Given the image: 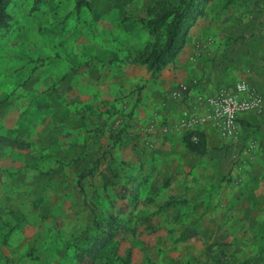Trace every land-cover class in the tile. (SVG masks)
<instances>
[{
  "label": "rangeland",
  "instance_id": "obj_1",
  "mask_svg": "<svg viewBox=\"0 0 264 264\" xmlns=\"http://www.w3.org/2000/svg\"><path fill=\"white\" fill-rule=\"evenodd\" d=\"M34 1L11 0L0 28V264H264V205L238 212L258 129L244 140L240 120L229 138L186 124L239 79L264 96V0H201L155 74L144 60L165 33L145 23L162 0ZM118 70L132 78L115 83ZM211 129L222 141L192 151L193 132ZM110 216L112 237L96 243ZM180 243L196 255L176 256Z\"/></svg>",
  "mask_w": 264,
  "mask_h": 264
},
{
  "label": "trees",
  "instance_id": "obj_2",
  "mask_svg": "<svg viewBox=\"0 0 264 264\" xmlns=\"http://www.w3.org/2000/svg\"><path fill=\"white\" fill-rule=\"evenodd\" d=\"M11 0H0V28L8 27L10 23V15L6 11V7ZM41 0H35L33 9L38 7ZM86 3V2H85ZM201 0H162L158 3L154 15L145 23V27L151 34H155L161 28H164L165 43L158 49H152L150 54L145 58L144 63L153 73H158L164 64L170 61L184 40V29L191 18L200 12ZM195 140H189L188 145L192 151L199 154H206L208 148L206 146V136L203 131H194ZM79 160V159H76ZM87 169V168H86ZM93 168L85 171L80 169L77 174V181L80 187L84 186V180L88 175H92ZM107 185V184H106ZM90 212L95 216L94 207ZM114 217L110 216L106 220L107 229L104 224H100L94 234L96 243H105L112 237Z\"/></svg>",
  "mask_w": 264,
  "mask_h": 264
},
{
  "label": "crops",
  "instance_id": "obj_3",
  "mask_svg": "<svg viewBox=\"0 0 264 264\" xmlns=\"http://www.w3.org/2000/svg\"><path fill=\"white\" fill-rule=\"evenodd\" d=\"M77 42V41H75ZM76 45L79 44V42L75 43ZM74 44V46H75ZM72 46L73 48H70L71 50H73V54H78L79 53V49H76V47ZM114 53L113 50H106V48H103V49H100L98 51V54L99 55V58H108L110 55L112 56ZM75 56V55H74ZM75 60L78 59V57H74ZM96 65V64H95ZM98 64H97V67L96 69H98ZM100 67V66H99ZM133 66H131L130 69H132ZM136 70H138L139 68L136 67L134 68ZM143 69V68H142ZM100 71V69L98 70ZM140 73H141V69H139ZM106 73L105 76H107V73L108 72H104ZM125 71H121V70H118V72H116V75L114 77V81L115 83L116 82H119L123 76H129L130 78H132V75H128V74H125ZM140 73H136V75L140 76ZM132 74V73H130ZM68 81L65 83L67 84ZM118 84V83H117ZM251 87H255L257 89V86H259V88H261V85L259 83H257L256 81L252 84V83H249ZM240 122L242 124V131H243V139L246 140V139H249L250 136H245L246 133L249 132V129H258L257 130V133L255 134H252V138L253 140L257 141L258 142V150L257 152H254V155H253V166L251 168H248L247 171L245 172V174L242 175V178H243V184L246 185V192L249 193V198L246 199V202L245 203H240L238 204V209H240V211H238L240 214H242L241 216H244V214H250V216H255V212L256 210L255 207H258V206H261V205H264V120L258 116V114L256 113H247L245 115H242L240 117ZM263 120V121H262ZM212 130V129H211ZM206 136V146L207 148H209L210 146H214V145H218L222 140L219 138V136L217 135V133L212 130H206L203 132ZM209 153V152H207ZM206 153V154H207ZM261 197V198H258L257 200L253 199L254 197ZM200 209V208H199ZM192 219L196 220V219H200L201 222L203 223L202 224V229H204V227L207 226L206 231H209V234H211L212 232V229H214V225L215 224H212L210 223L211 221H215L211 218V216L208 214V213H203L202 212V209H200L199 211H196L194 216L192 217ZM236 219L238 220H243L244 218L243 217H239L237 215ZM253 221H252V227H256L258 226V230L261 229V226L260 225H256L257 222H259V219L260 218H255L253 217L252 218ZM218 225V223H217ZM227 226V225H226ZM229 228V226H227ZM226 228L225 227H221L220 231H218L217 233L215 234H221L223 233ZM234 228H229L227 231H229L230 233H234ZM243 230V229H242ZM241 230V231H242ZM237 235H240L239 231L236 230L235 232ZM182 237V236H181ZM184 243H180V245L178 246V249L176 250L177 254L176 256H178V253L181 254V255H186L187 252H190L191 255L197 253L198 249L194 248V246L190 247V250H187L185 249V245H183ZM172 258L174 255H171ZM172 259L170 258V261L167 260V263L168 264H173L176 260L174 261H171ZM163 263V262H162ZM165 263V262H164ZM203 263H206L205 261L203 262H199V264H203ZM144 264H149L148 262L144 263ZM180 264V263H179Z\"/></svg>",
  "mask_w": 264,
  "mask_h": 264
},
{
  "label": "built area",
  "instance_id": "obj_4",
  "mask_svg": "<svg viewBox=\"0 0 264 264\" xmlns=\"http://www.w3.org/2000/svg\"><path fill=\"white\" fill-rule=\"evenodd\" d=\"M199 101L206 105L205 114H186V124L192 126L209 121L223 138L235 135L242 115L264 113V96L252 88L245 79H239L231 87H223L213 95L200 98Z\"/></svg>",
  "mask_w": 264,
  "mask_h": 264
}]
</instances>
